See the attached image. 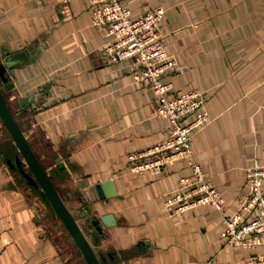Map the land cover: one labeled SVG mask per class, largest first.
<instances>
[{
    "label": "crops",
    "instance_id": "obj_1",
    "mask_svg": "<svg viewBox=\"0 0 264 264\" xmlns=\"http://www.w3.org/2000/svg\"><path fill=\"white\" fill-rule=\"evenodd\" d=\"M124 3L134 16L164 8L161 31L182 68L164 80L174 91L205 92L211 121L193 137L194 157L234 210L248 190L246 169L264 164V0ZM91 7L92 0H0V62L9 60L11 86L0 83L32 146L60 157L45 165L65 203L77 216L84 207L113 213L98 246L117 264H249L264 252V233L251 251L225 242L213 206L165 210L167 192L191 170L187 161L159 173L128 167L126 154L163 140L169 123L153 113L155 92L135 82L133 61L109 62L102 53L108 37L93 25ZM5 148L0 264H86L75 244L67 241V254L65 239L46 230Z\"/></svg>",
    "mask_w": 264,
    "mask_h": 264
},
{
    "label": "built area",
    "instance_id": "obj_2",
    "mask_svg": "<svg viewBox=\"0 0 264 264\" xmlns=\"http://www.w3.org/2000/svg\"><path fill=\"white\" fill-rule=\"evenodd\" d=\"M164 8L161 5L134 16L124 0H92L91 20L108 39L102 53L109 62L131 59L136 65L135 82L150 87L156 95L153 113L166 116L167 136L143 149L128 152V167L137 173H159L169 163L185 160L191 170L166 194L165 210L181 214L200 205L215 207L222 213L225 242L255 251L264 233V164L246 169L248 190L234 210L225 208V198L194 157L193 137L211 120L206 95L197 88L173 90L164 77L182 70L168 50L161 31ZM249 264H264V252L252 253Z\"/></svg>",
    "mask_w": 264,
    "mask_h": 264
},
{
    "label": "water",
    "instance_id": "obj_3",
    "mask_svg": "<svg viewBox=\"0 0 264 264\" xmlns=\"http://www.w3.org/2000/svg\"><path fill=\"white\" fill-rule=\"evenodd\" d=\"M8 66V60L0 63V79L3 83L8 80L5 75ZM10 86L7 82V87ZM21 103L22 105L25 104L23 100ZM0 120L15 145L13 154L5 159L7 165L16 170L28 186H33L45 198L54 215L61 221L69 237L82 254L86 264H110L104 250L98 245L104 235L105 226L110 227L116 222L113 213L91 215L88 207L83 208L85 213H79V217L73 213L53 181L52 171L47 169L45 165V158L59 162L60 157L49 152L44 157L32 146L20 125L16 112L7 101L1 83ZM97 188L100 197L103 198L104 193L100 189L101 187L97 185ZM82 217L83 221H80L79 218Z\"/></svg>",
    "mask_w": 264,
    "mask_h": 264
},
{
    "label": "rangeland",
    "instance_id": "obj_4",
    "mask_svg": "<svg viewBox=\"0 0 264 264\" xmlns=\"http://www.w3.org/2000/svg\"><path fill=\"white\" fill-rule=\"evenodd\" d=\"M201 92H204V91L201 90ZM16 116L18 117V120H19L20 125H21V117L17 114H16ZM0 144H2L3 147H5V145H6L7 148H5V150L13 154V152L15 150V145H14L9 133L5 129L4 125L2 124L1 120H0ZM36 150L41 155H43L44 157L46 154H48V147H44L43 149L39 148ZM49 162H51V160H48V158H45V164H49ZM48 169H50V168L48 167ZM12 170H13V175L15 177L14 179L16 180L17 185L25 192V194L27 195V198L34 205V208H35L37 214L39 215V219L41 220V222L44 225V227L46 228V230H48L52 235H54L56 237L64 238L65 242H64V240H62V241L64 242V247L66 246L65 248L69 251L67 254H69L70 252L73 254V250L68 249L69 244L67 243V241L69 240L68 242L72 246H74L75 243L69 237V235L66 232L65 228L63 227L61 221L54 215V212H53L52 208L50 207V205L47 203V201L40 198L39 195L36 194V192H34L33 189L25 183L24 179L19 175V173L16 170H14V169H12Z\"/></svg>",
    "mask_w": 264,
    "mask_h": 264
},
{
    "label": "trees",
    "instance_id": "obj_5",
    "mask_svg": "<svg viewBox=\"0 0 264 264\" xmlns=\"http://www.w3.org/2000/svg\"><path fill=\"white\" fill-rule=\"evenodd\" d=\"M8 61H9V60H8ZM3 62H4V61H3ZM0 63H1V62H0ZM5 75H6V71H5ZM7 82H8V80H7ZM7 82H6L5 84H7ZM11 154H12V153H10V152H8V151H4V152H2V157H3L4 161H5V159L8 158ZM5 162H6V161H5ZM24 181H25V180H24ZM30 187L33 189L34 192H36V194L39 195L40 198H42L43 200H45V198L42 197V196L40 195V193L38 192V190H36L33 186H30ZM106 256H107V260L109 261L110 264H117V261H115V258H114L113 255H111V253L106 254Z\"/></svg>",
    "mask_w": 264,
    "mask_h": 264
}]
</instances>
